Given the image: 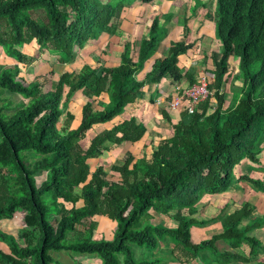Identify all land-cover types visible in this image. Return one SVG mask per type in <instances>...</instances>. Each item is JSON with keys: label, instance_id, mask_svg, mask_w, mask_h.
I'll list each match as a JSON object with an SVG mask.
<instances>
[{"label": "trees", "instance_id": "trees-1", "mask_svg": "<svg viewBox=\"0 0 264 264\" xmlns=\"http://www.w3.org/2000/svg\"><path fill=\"white\" fill-rule=\"evenodd\" d=\"M160 1L176 0H0V50L15 63L0 70V220L23 212L17 236L22 246L0 230V242L8 248V253L0 250V264H56L52 254L60 251L92 256L101 264H248L264 253V245L248 235L264 227V214L254 217L248 203L211 219L220 223L219 233L198 243L191 237L192 227L210 222L195 218L203 197L218 196L239 182L264 193V180L246 173L234 177L243 161L264 172V0H215L218 53L202 50L206 36L191 39L192 15L181 13L173 15L181 18L177 21L154 17L135 52L130 40L124 43L115 67L85 66L78 74L65 67L58 82L56 73L30 83L20 75L18 66L29 64L24 46L55 55L60 67L70 65L102 34L124 33V9ZM173 25L183 27V39L169 42L164 57L153 59ZM181 59L203 63L202 77L194 78V66ZM229 60L237 61L234 79L240 87L225 105L221 87L231 76ZM201 78L208 82L205 100L189 105L183 98L176 109L168 105L179 111L178 119L159 109L168 135L151 134L132 115L82 147L94 125L113 120L163 80H185L192 87ZM66 88L68 96L82 90L86 99L74 128L73 113L60 123ZM7 94L21 100L13 103ZM160 96L155 90L148 104ZM122 144L150 146V154L125 150L111 165L110 178L103 164L91 170L90 159ZM159 215L177 227L163 226L155 220ZM99 218L115 224L110 235L93 239ZM165 242L170 249L161 248ZM242 244L249 248L247 258L236 251Z\"/></svg>", "mask_w": 264, "mask_h": 264}, {"label": "rangeland", "instance_id": "rangeland-1", "mask_svg": "<svg viewBox=\"0 0 264 264\" xmlns=\"http://www.w3.org/2000/svg\"><path fill=\"white\" fill-rule=\"evenodd\" d=\"M215 7H216L215 6V0L160 1V2H156L155 4H150L147 6H142L140 3H135L130 8L124 9L125 12L123 14V18H124L123 21L125 23V20L127 19L130 22V23H125V24L123 22L121 23V27L123 26L124 33L122 32L120 35H108L107 33L102 34L100 36V38L98 39V41H96L95 43L92 42L93 44L89 43L90 48L88 50H85L83 48L82 51H79V53L75 55V57H74L73 61L70 63V65L72 66V65L79 63L78 69L77 70L74 69V71H73L75 74H78L85 66H88L92 70L96 69L98 67H101V66L115 67L118 64L119 55L122 52L124 43L126 44V42L128 40H130L129 42H131L132 47H133L132 50L135 52L136 47H137L140 39L144 36L146 37L147 30H148V28H150V25H151L154 17H156V16H165V17L166 16H172L173 17L174 14H179L178 16H181V13L183 14V17L185 14L187 17L189 15H192L191 19H193V18L195 19V17H204V16L200 15L201 13H204V15L208 14L210 16L209 21H211V23H212L213 36L208 38V39L206 37L203 38L201 40V46L204 47V45L206 44V41L208 40L209 42H211L209 45H212L213 47L220 48L219 41L215 38V35H214V26H213V20H212L214 17V14H215ZM177 20H181V18L180 19L174 18V17L172 18V21H177ZM189 25H190V27H189V30H190L191 28H193V24H189ZM182 28L183 27L181 25H173V26L169 27L168 36L160 44V46H162V47L159 48L156 51V53L152 56L153 59H155V57H164V54L166 53V48H167L169 42L182 40V38H183V29ZM202 50L205 51L206 49L202 48ZM22 51H23V54H25L27 56V59H28L30 64L34 63V62L35 63L39 62L38 65L33 67V68H35V69H33V71L41 70L43 68L46 71H48L50 69H51V71L52 70L56 71V68L58 66L57 65L58 59L55 55H50V54H46V53L42 54L38 49H35L32 46H29V47L26 46L25 49L24 48L22 49ZM79 54H81V56L83 57L84 61L82 63H81V61H79V59H77ZM90 54H91V56H90ZM48 57H50V59H48ZM181 61L187 62L186 63V64H188L187 67H190L193 64L192 61H190L189 59H187V60L181 59ZM233 62L234 63H231L229 60V65H228V71L231 74V76H233V79H231V76H230V78L226 81V83L224 82L223 86L221 87V92L223 93V96L225 97V105H227V102L229 101V98H230L232 91H234L240 87L239 81L234 79V76H236V72H237V61L234 60ZM199 63H201V62H199ZM197 64L198 63H194L193 66L196 68ZM70 65L58 67L59 72L62 73V68H65V67L70 72H72L70 69ZM143 71L146 72L147 70H143ZM58 75L59 76L57 77V79H60L59 77L61 76V74H58ZM202 75H203V73L199 74V76H201V77H202ZM163 81H168V80H163ZM181 82H180L181 84L186 83L185 80H183ZM179 86L182 87L183 85H179ZM188 88H189V86L186 87V89H183L182 91H184V93H185ZM68 91H69L68 89L65 91L64 98H63V101L66 102V106L68 105V107L67 108H65V106L62 107L64 113L61 116V122H60L61 124L63 122H65V120L67 119L68 115H66V111L68 108H69V110L72 111L74 116L78 115V113L80 112L81 106L86 101V100L84 101V99L82 98L83 97L82 96V90H78L76 92H73L69 96L67 93ZM175 95L176 94H174V96ZM67 96H68V98H67ZM7 98L9 100H12L13 103H15V102L17 103L20 100L18 97L14 96V95H7ZM146 98H147V94L144 97V99H146ZM142 102L144 103L145 101H142ZM211 102H213V98H211ZM187 104H189V103L187 102ZM178 112L179 111H176L173 114L174 115L178 114V116H179ZM77 123H78L77 120L74 119L72 122V126H76ZM148 124H150V123H147V125ZM111 127H112L111 124L106 123V122L104 123V125H97L96 127H93V129L88 131V133L86 134V138L87 137L90 138L94 133H97L99 131L101 132L102 130L109 129ZM148 127H151L153 129V133L160 134V135H163V134L168 135L169 131H170V127L166 122H165L164 128H163L162 124H159L157 122L155 125H153V124H151V126L148 125ZM85 139L81 140L82 147L86 146ZM143 141H144V139H141L136 144H139V146H141V144H142L141 142H143ZM127 149L132 150V152L135 155H141V153L146 152V154H147L146 156H148V149H150V147L145 146V147H142V149H136L135 145H128V144L123 145L122 144V145L116 146L115 148H111L108 151H106V153H104L102 156L100 155L99 157H95V159H90L89 163L91 165V170H94L96 168V166H98L99 164H103V165H105L104 168L108 174V178H110L109 175H112V172L110 170L111 165L113 163H115V161L118 159V157H121L122 154H124L125 150H127ZM245 170H246V168H245V165H243V164L236 166L234 168V177H237L238 174L245 173L247 171V170L246 171ZM38 179H39V177H36V182L38 181ZM208 207H209V205L205 209H203V210H207L208 212L200 214L199 215L200 218H197V219H201V218L207 219L211 214L215 215V213H216L215 209L216 208H214V206H213V208L208 209ZM221 210L217 211V214H216L217 216L220 215ZM22 215H23L22 211H16L13 213L11 219H9L12 221V225L16 229V232L14 230V232L16 233V237L18 236L20 229L23 227L22 222H21ZM3 220H7V219H2V220H0V222H2ZM207 220H209V219H207ZM111 223L115 224L113 222H111ZM111 223H110V225H112ZM0 225H1V223H0ZM110 227H112V226H110ZM202 228L203 229L200 231L201 233L204 232L205 235H211V234L215 233L216 228H217V224H216V222L212 223V221L210 220L209 224L204 225ZM98 229H99V227H98ZM18 241H20V240L18 239ZM192 241H193V239H192ZM165 243L162 244L163 246L161 248L164 250L170 249L171 248L170 245L167 243L165 244ZM136 252H137V255H140V256L145 255L143 253V251L137 250ZM52 256L57 261L56 264H100L98 258H95L92 256H87V255H83V256L76 255V253H74V252L71 253V252L60 251V252L53 253ZM148 257H150V256H148ZM182 260L185 263L184 257H182ZM190 264H199V263L197 261H192Z\"/></svg>", "mask_w": 264, "mask_h": 264}, {"label": "crops", "instance_id": "crops-1", "mask_svg": "<svg viewBox=\"0 0 264 264\" xmlns=\"http://www.w3.org/2000/svg\"><path fill=\"white\" fill-rule=\"evenodd\" d=\"M200 15L204 16V13H201ZM189 21H190L189 22L190 24H193V28H191L192 30L190 29L191 30V39L203 37V36L210 38L213 36L212 23L209 20L208 21L205 20V17H195V19L193 18V19H190ZM210 43L211 42H209L207 40L206 44L204 45V49H206L205 51L207 52V54L210 55V53L212 51L215 53H218L219 48L213 47L212 45H209ZM29 46H32V45H29ZM89 46H90L89 44L86 45L84 47V49L88 50L90 48ZM25 47L26 46H24L23 48L25 49ZM32 47H34V46H32ZM21 52L23 53L22 50H21ZM90 56H91V54H90ZM48 59H50V57H48ZM77 59H79V61H81V63L84 61L81 54L78 55ZM233 61L234 60H230L231 63H234ZM14 64H15L14 61L9 59V57H5L0 50V70L6 66H12ZM38 64H39V62H36V63L34 62L31 64L29 63L28 66H24V67L18 66V69L20 70V75L25 82L30 83V82L34 81L35 78H38L40 80V82H42L45 78H48V74H52V73H56L54 76V82L59 81V79H57V77L59 76L58 74H61V73L59 72L58 67H60V66L58 63H57L58 66L56 65L58 68V69L56 68V71L55 70L51 71V69L46 71L44 68L41 70L33 71V69H35L33 67H35ZM78 64L79 63L72 65V66L70 65V69L72 72L74 71V69L75 70L78 69V66H79ZM193 64L191 66H193ZM228 64H229V61H228ZM204 68H205V65L203 63L198 62L196 68L194 67V70H195V75H194L195 77L194 78L197 79L199 77V74L203 72ZM181 83L180 84H174L170 81L161 82L158 85V87L154 86L150 90V94H152L155 90L159 91L161 94L160 98H158L156 100V103L154 105L148 104L147 100H148V96H150V94H148V92H147V98L146 99H144V97L146 96L145 95L142 100H137L135 102H132L131 104H128L127 107H125L124 111L121 114L117 115L113 120L108 121L106 123H110L112 126V124L117 123L119 121H122L124 119H128L130 116L133 115V116H136V118L138 120L142 119L143 122H145L146 124L150 123V124H148L150 126H151V124L155 125L156 122L159 124L165 125V121L163 120L161 113H159V109H161V107L164 108L165 110H168V112L170 111V113L175 118L178 119V117H179L178 114L177 115L173 114L176 111L170 110L168 108V105L171 102H173L175 100V98L180 97L177 95L178 93H180L183 89H186V87H188L187 83H183V84H181ZM179 85H183V86L180 87ZM66 90H67V88H66ZM174 94H176V95L174 96ZM7 95H9V94H7ZM14 96L18 97L21 100L20 96H17V95H14ZM166 97H167V99H166ZM82 98L84 99V101L86 100L84 97H82ZM142 101H145V102L143 103ZM67 107H68V105L65 108H67ZM68 113H72V111L69 110V108L66 111V115ZM79 115H80V112L78 113V115H75V118H74L78 122L77 125L79 124V119H80ZM104 123L96 124L93 127H96L97 125H104ZM76 126H72V123H71L70 127L74 128ZM93 127L91 129H93ZM148 129H150L148 131H150L151 134L156 135V133H153V129L151 127H148ZM87 133H88V131H87ZM95 134L96 133H94L90 138H92ZM90 138L87 137L85 139L86 145L88 144ZM148 147H150V146H148ZM148 152H150V149H148ZM104 153H106V152H104ZM148 154H150V153H148ZM262 160L264 161V149L262 151ZM240 164L245 165V168L247 170V171L245 170L246 174L252 175V176H254V178L264 180V172H259V171L256 172V171L249 169V166H248L249 164L244 162V161L241 162ZM243 203H248L249 205L252 206V208H253L252 215L254 217H262V215L264 214V193H260L258 191H255L253 188L249 187L244 182H239V183H232L230 185V187L224 193L220 194L217 197L216 196H205V197H203V199H201V201L199 202V204L197 206L198 211L195 215V218L196 219L200 218V216H199L200 214L208 212L207 210H203L208 205H209L208 209L213 208V206H214V208H216L215 209V212H216L215 215L211 214L207 218L210 221L211 219H213L217 216L216 214H217L218 210L222 209L221 210L222 213L231 214L236 209H238V207ZM207 219L201 218L198 220H207ZM98 220L99 221L97 223V228L93 232V236H92L93 239L102 238L101 233H105L107 235H110L111 234L110 232L114 227V225L109 220H107L106 218H99ZM155 220H158V222H160L163 226H165L167 228H176L178 225L175 221L170 220L166 216H162V215L157 216L155 218ZM213 222H216L217 228H216L215 233H213L211 235H205L204 232H202V233L200 232L203 229L202 228L203 226L191 228V237L195 243H198L204 239H207V238L211 237L212 235H215L221 231L220 223L217 221H214V220L212 221V223ZM0 223H1L0 230H2L5 233L12 235L15 238V240L17 241V243L20 246H22L23 241H22V239H20L21 242L18 241V237H16V233H15L16 229L13 227L12 221L7 219V220H3ZM110 223L112 225H110ZM208 224H205V225H208ZM110 226H112V227H110ZM98 227H99V229H98ZM14 230H15V232H14ZM248 235L255 237L258 241H260L262 243V245H264V227L254 229L251 232H249ZM218 247L225 249V246L223 245L222 242H218ZM0 250H2L4 253H8V248L2 242H0ZM236 251L239 252L243 258L248 257L249 248L247 245L242 244L241 247ZM249 260H251V262H249L248 264H256L257 262H264V253L262 251H259L256 258L251 257V258H249ZM100 264H101V262H100Z\"/></svg>", "mask_w": 264, "mask_h": 264}, {"label": "built area", "instance_id": "built-area-1", "mask_svg": "<svg viewBox=\"0 0 264 264\" xmlns=\"http://www.w3.org/2000/svg\"><path fill=\"white\" fill-rule=\"evenodd\" d=\"M208 97V82L205 78L197 80L196 84L189 87L183 96L175 98L173 102L169 104L170 108L176 109L183 98H186L189 105H195Z\"/></svg>", "mask_w": 264, "mask_h": 264}]
</instances>
